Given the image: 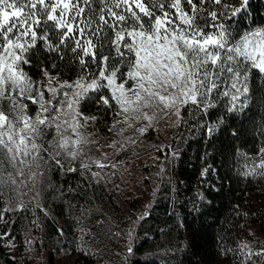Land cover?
<instances>
[{
  "label": "snow or ice",
  "instance_id": "1",
  "mask_svg": "<svg viewBox=\"0 0 264 264\" xmlns=\"http://www.w3.org/2000/svg\"><path fill=\"white\" fill-rule=\"evenodd\" d=\"M91 107L98 115L86 114ZM253 107L264 109V14L254 0H0V223H10L16 212L36 216V209L48 216L36 190L46 173L79 172L99 183L103 177L93 168L115 167L105 162L106 155H90L94 141L82 131L109 112L121 119L108 131L122 138L125 130L135 134L111 143L113 149L142 143L163 121L202 138L205 152L197 158L204 161L205 182L219 180L208 162L217 156L225 166L229 158L236 161L235 174L243 180L264 182V116L258 141L248 139L245 127ZM169 148L165 159L170 155L175 162L179 148ZM165 174L161 166L160 182ZM29 182L36 191L26 202L22 189ZM168 191L174 194L175 218L178 197L174 187ZM159 192L153 181L152 198ZM194 199L211 203L203 193ZM189 203L198 211L194 200ZM153 207L150 200L123 236L109 229L113 238L126 241L123 264L138 250L137 229ZM80 232L83 251L87 233ZM59 235H65L62 229ZM10 236L6 232L0 239L14 249ZM220 240L226 258L264 264V244L253 249L245 241L233 248L223 235ZM26 243L31 251L35 241Z\"/></svg>",
  "mask_w": 264,
  "mask_h": 264
},
{
  "label": "trees",
  "instance_id": "2",
  "mask_svg": "<svg viewBox=\"0 0 264 264\" xmlns=\"http://www.w3.org/2000/svg\"><path fill=\"white\" fill-rule=\"evenodd\" d=\"M254 5L264 14V0H254ZM86 114L98 115L95 107ZM112 115L109 112L96 123L108 127ZM262 116L264 109L260 107H253L248 113L245 127L250 141L259 139ZM171 144L174 149L179 148V159L167 164L163 182H160L158 171L145 173L147 185L151 181V186L143 197L121 198L105 182L100 180L97 183L82 177L79 172L64 175L53 170L46 173L48 177L37 199L48 211V216L36 209V216L31 212H16L11 214L10 223H0V236L11 232L8 239L15 243V248L10 249L0 239V264H36V246L43 251L46 264H123L126 241L113 238L111 232L123 236L130 219L139 214L150 200L154 205L152 215L137 229L135 247L138 250L128 264H237L239 257L234 260L223 255L221 235L233 248L253 233L260 237L257 247L264 244V182L236 176L234 169L240 165L229 158L225 166L219 156L214 162L210 158L208 161L214 163L219 180L213 176L205 182L200 175L204 161L197 158L203 157L205 152L202 138L194 137L185 127H178ZM252 148L253 144L249 143L246 150L251 154ZM208 151L215 154L212 149ZM153 181L160 187L155 199L148 193H152ZM70 187L76 191L69 192ZM171 187L175 188V196L178 197L176 208L179 216L175 218L170 215V197L174 195L168 191ZM54 188L58 190L54 191ZM198 193H203L211 203L194 199ZM193 200L198 211L189 203ZM236 206H239L240 215L234 211ZM33 220L37 223L33 224ZM61 229L64 236L59 235ZM81 229L87 233L83 251ZM28 239L35 241L31 251L26 243ZM27 252L30 255L26 257Z\"/></svg>",
  "mask_w": 264,
  "mask_h": 264
},
{
  "label": "rangeland",
  "instance_id": "3",
  "mask_svg": "<svg viewBox=\"0 0 264 264\" xmlns=\"http://www.w3.org/2000/svg\"><path fill=\"white\" fill-rule=\"evenodd\" d=\"M121 119L120 117H114L112 115L110 124L108 127H102L101 125L89 122V126L82 129L86 136H89L94 143L90 145V155L94 158L104 159L105 155L108 159L105 161L109 165H115V167H108L103 170L93 168V171H100L107 186L124 199L131 197H143V194L148 191V186H151V181L147 185V179L145 173L148 170L160 171V167L167 168V164L171 161L166 160L164 153L170 152V148L174 149L171 144V139L177 131V128L168 127L163 121L159 125V132L155 130H149V132L141 137L142 143L136 146L127 147L125 151H119V144L116 149L109 147V145L115 141L126 139L128 136L135 134L131 130H125L123 138L116 135V130L108 131L115 120ZM124 127L123 125H117V129ZM98 141V143H96ZM157 146H160L161 151H157ZM78 166V165H74ZM48 176L38 178L36 184V190L40 191L41 187ZM42 179V183L39 182ZM31 190V182L27 188H23L22 191L27 193L23 197L24 200L32 199L35 196V191ZM148 193L151 192L149 191ZM34 203V201H33ZM254 234V233H253ZM250 234L248 237L243 238L241 242H250L253 249H259L258 243L260 237L257 234ZM43 251H40V247L36 246L35 260L36 264H46V260ZM30 255L27 252L26 257Z\"/></svg>",
  "mask_w": 264,
  "mask_h": 264
}]
</instances>
